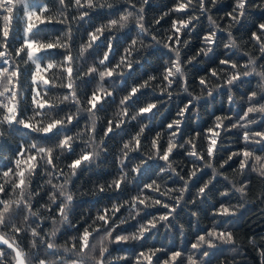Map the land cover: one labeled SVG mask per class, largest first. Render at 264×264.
I'll list each match as a JSON object with an SVG mask.
<instances>
[{"label":"trees","instance_id":"trees-1","mask_svg":"<svg viewBox=\"0 0 264 264\" xmlns=\"http://www.w3.org/2000/svg\"><path fill=\"white\" fill-rule=\"evenodd\" d=\"M0 264H264V0H0Z\"/></svg>","mask_w":264,"mask_h":264},{"label":"rangeland","instance_id":"rangeland-1","mask_svg":"<svg viewBox=\"0 0 264 264\" xmlns=\"http://www.w3.org/2000/svg\"><path fill=\"white\" fill-rule=\"evenodd\" d=\"M0 243H4V244H7V242L0 236ZM13 252H14V264H23V261L20 257V253L12 248Z\"/></svg>","mask_w":264,"mask_h":264}]
</instances>
